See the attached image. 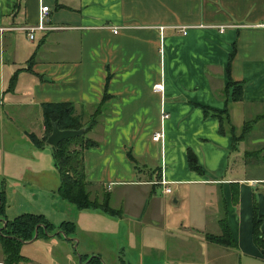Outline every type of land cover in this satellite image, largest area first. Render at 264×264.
Wrapping results in <instances>:
<instances>
[{
	"label": "crops",
	"instance_id": "1",
	"mask_svg": "<svg viewBox=\"0 0 264 264\" xmlns=\"http://www.w3.org/2000/svg\"><path fill=\"white\" fill-rule=\"evenodd\" d=\"M41 4L54 28L35 31L28 40L22 28L36 24L38 1L0 0L6 218L31 213L30 201L40 197L41 205L62 216L59 223H74L77 243L90 235L107 239L123 251L122 264H218L233 255L245 264H264V248L252 239L255 207L264 240V175L245 174L246 162L264 167V0ZM174 26H187L185 34ZM12 74V90L5 91ZM228 79L241 83L239 100L225 90ZM155 83L161 91L152 88ZM43 103L70 104L84 124L100 107L84 135L95 145L82 150V160L90 198L106 193L118 216L78 210L54 191L59 175L51 146L35 147L27 138L43 135ZM161 110L168 114L164 120ZM160 129L162 136L152 141ZM187 151L202 173L188 167ZM16 193L27 195L12 197ZM40 212L32 213L46 218ZM221 219L235 248L205 239L220 234ZM209 226L215 233L206 231ZM20 254L17 264L32 263Z\"/></svg>",
	"mask_w": 264,
	"mask_h": 264
},
{
	"label": "trees",
	"instance_id": "2",
	"mask_svg": "<svg viewBox=\"0 0 264 264\" xmlns=\"http://www.w3.org/2000/svg\"><path fill=\"white\" fill-rule=\"evenodd\" d=\"M15 80V74L8 79L5 91H11ZM225 90L230 88V97L232 100H239L241 97V83L227 80ZM106 99V94L103 100ZM101 110L98 106L87 124L82 123L81 116L72 114L71 105L68 103H43L41 104V116L44 126L43 135L39 138L32 133L27 134L29 141L35 146L40 147L45 143L47 136L51 132L52 124L55 123L59 130H78L83 132L77 136L60 140L55 146H51L52 160L56 172L59 175V182L55 188L56 194L63 200L71 203L78 210L88 208H98L109 215L118 216V210L108 206L107 195L102 193V198H90V192L87 188L88 182L85 178V167L82 160V150L95 145V142L86 138L85 132L97 121ZM235 139V138H234ZM188 167L197 172L202 170L197 165L194 155L187 151ZM5 193L3 182H0V250L3 256V264H17L23 260L20 254V247L32 238L35 228L37 236L48 237L53 234L57 237L69 241L71 239L75 226L72 221H61L57 226L50 223L43 215L37 213H21L10 219L6 218L5 212ZM220 234L218 236L205 235L209 242L218 243L225 247L235 248L236 245L230 237L229 231L224 219L219 220ZM46 231V233L44 232ZM62 233L65 237L62 236ZM262 233L258 230V218L255 213V207L252 219V239L256 246L263 248L264 240ZM88 262H99L98 256H91Z\"/></svg>",
	"mask_w": 264,
	"mask_h": 264
},
{
	"label": "rangeland",
	"instance_id": "3",
	"mask_svg": "<svg viewBox=\"0 0 264 264\" xmlns=\"http://www.w3.org/2000/svg\"><path fill=\"white\" fill-rule=\"evenodd\" d=\"M28 45L33 46L34 48L35 43H29ZM260 163L262 162L260 161ZM245 170V174L247 176L251 175L257 177L264 175L263 166L256 169L251 165V163L249 164L248 162H246ZM15 192L16 191H12V193ZM19 195L26 196L27 194L16 193L12 197ZM30 202H32V204H30L32 207L31 213L41 211L40 213H43L46 218L48 217L53 221L54 226H57L59 224V220L61 219L60 217L62 216L55 214L53 209L41 205L43 201L40 197H38L37 203L33 202L32 200ZM30 205H26V207H30ZM67 216L72 217L70 216V214ZM88 231L90 232L89 229ZM206 231L215 233L213 232L214 228L212 226H209ZM81 235L82 234H80V236ZM77 236H79V234H77L76 237ZM59 238L54 237V239H50L48 241H45L42 238H38L34 243L21 245L20 253L26 255L29 258L30 262H32L31 264H96L95 262H88L92 255L99 257V262L97 264H122V259L125 260L126 258V256L123 255V251L120 247H113L114 245H112V242L110 240V242H108L107 239L99 240L98 236L90 235V238H84V240H80L79 243L75 244V248L69 241L60 240ZM90 250H96L100 254H91ZM85 252H89V254L84 255L83 253ZM78 256H80V259H78ZM245 261L246 259H244L243 257L233 255L225 258L223 256L222 260H220L218 264H245Z\"/></svg>",
	"mask_w": 264,
	"mask_h": 264
},
{
	"label": "built area",
	"instance_id": "4",
	"mask_svg": "<svg viewBox=\"0 0 264 264\" xmlns=\"http://www.w3.org/2000/svg\"><path fill=\"white\" fill-rule=\"evenodd\" d=\"M39 3V11H38V18H37V22L35 25L33 26H26L23 27L22 29H24V31L26 32V38L28 40H32L33 39V34L35 31L38 30H48V29H53L54 27L48 26L46 24V19H47V13H48V6L41 4V0H37ZM187 26H174V29L180 31L182 34H185V29ZM219 31H222L223 28L225 26L223 25H219L217 26ZM161 28V27H159ZM117 31V27H112V32L115 33ZM152 88L155 91H161L162 90V85L161 83H155L152 85ZM168 117V114L166 112H164L163 110H161L160 113V118L161 120H164ZM162 136V132L161 129L154 132V134L151 136V140L152 141H157L160 139V137ZM159 183L164 184L163 181H159ZM163 192L164 193H169L170 192V188L168 186H163Z\"/></svg>",
	"mask_w": 264,
	"mask_h": 264
},
{
	"label": "water",
	"instance_id": "5",
	"mask_svg": "<svg viewBox=\"0 0 264 264\" xmlns=\"http://www.w3.org/2000/svg\"><path fill=\"white\" fill-rule=\"evenodd\" d=\"M83 132V129H78V130H59L56 126L55 123L52 124V128H51V132L50 134L47 136L45 142L50 145V146H55L60 140L63 139H67L73 136H77L79 134H81ZM46 233V231H44ZM62 234V233H60ZM53 235V234H48ZM37 236V228H35L34 230V234L32 236V238L28 241L25 242H29L33 239H35ZM63 237H65L62 234ZM66 239H71L73 241V247L75 248V244L77 243V239L75 237H65ZM78 259H80V256H78Z\"/></svg>",
	"mask_w": 264,
	"mask_h": 264
}]
</instances>
